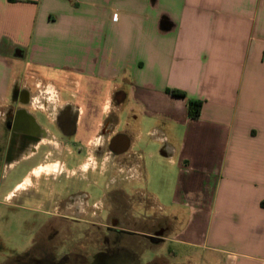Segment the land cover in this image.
<instances>
[{
	"label": "crops",
	"instance_id": "obj_1",
	"mask_svg": "<svg viewBox=\"0 0 264 264\" xmlns=\"http://www.w3.org/2000/svg\"><path fill=\"white\" fill-rule=\"evenodd\" d=\"M43 83L113 107L135 177L144 134L175 168L168 204L146 193L171 227L160 246L186 264H264V0H0V107Z\"/></svg>",
	"mask_w": 264,
	"mask_h": 264
},
{
	"label": "flooded vegetation",
	"instance_id": "obj_2",
	"mask_svg": "<svg viewBox=\"0 0 264 264\" xmlns=\"http://www.w3.org/2000/svg\"><path fill=\"white\" fill-rule=\"evenodd\" d=\"M27 94L26 89L12 92L17 99L10 104L17 105L7 112L12 118L7 123L8 146L4 149L0 144V185L17 170L25 171L16 182L13 199L20 205L25 200L32 202L34 232L26 249L12 251L8 263L118 264L113 252L124 238L140 235L148 243L160 245L171 227L162 217L152 220L153 228L149 227L142 166L135 177V157L121 146L114 132L113 107L85 101L79 91H64L54 98L45 84L34 85L28 101ZM104 108L109 110L102 116ZM101 119L103 128L98 125ZM28 172L30 176H26ZM25 177L29 178L28 188ZM130 202L140 211L130 212ZM1 204L9 206L5 201ZM134 213L144 223L138 231L119 223L133 218ZM103 235L108 237L102 243ZM59 236L67 238L62 240L60 255L55 254L59 247L54 244ZM88 236L92 241L86 242ZM90 251L93 254L88 256Z\"/></svg>",
	"mask_w": 264,
	"mask_h": 264
},
{
	"label": "rangeland",
	"instance_id": "obj_3",
	"mask_svg": "<svg viewBox=\"0 0 264 264\" xmlns=\"http://www.w3.org/2000/svg\"><path fill=\"white\" fill-rule=\"evenodd\" d=\"M21 82L17 83L20 85ZM45 83H43L44 85ZM46 86V85H45ZM53 88V89H52ZM25 89V88H21ZM32 89V87H31ZM20 90V89H19ZM14 91V90H13ZM52 94L56 96V89L51 87ZM27 101L30 99L31 91H27ZM8 100H12V94H9ZM21 101L22 97L20 98ZM16 103L10 104L7 103L6 107H0V144L3 145V148L6 149L8 146V122L12 118L8 115L9 108H15ZM109 108H104V111L107 112ZM134 111L136 114L139 111V108L135 103L130 104L127 108H124L120 114L121 121L123 123L122 128L125 129L127 121H131L132 116L131 111ZM41 121L44 122L42 118ZM147 124L146 121L141 119L140 130L146 132ZM136 151L141 150L145 154L144 158V169L146 171V179L143 182L144 189L148 194L157 195L160 198L162 203L168 204L170 200V192L172 186L174 185L176 170L174 167L166 164L164 160L159 155V147L148 140L147 136L144 134V137L140 139L135 147ZM148 152H157L156 157L150 158L147 154ZM3 173V172H1ZM5 173V172H4ZM25 171L17 170L15 173H12L10 177H7L6 181L0 185V244L4 246L3 250H0V264H10L8 263L7 258L10 256L12 251L16 253L23 252L26 247L29 245L30 240L33 235V226L31 222L33 221L34 215L29 210L32 207V202L25 200L20 205L19 200L15 201L13 198L6 196L7 192L12 189L14 184L19 181L24 175ZM5 175V174H4ZM29 178L26 179V181ZM28 185V181L25 186ZM25 188H28L25 187ZM4 196L6 197L3 200ZM1 201H5L9 206H3ZM150 203V202H149ZM147 203L148 207L150 204ZM130 212H138V206L135 202H130L129 204ZM148 207H146L148 209ZM134 213L133 218L120 220L119 223L124 228L129 230L138 231L144 227V223ZM157 217H160L159 214H150V228H153L152 220H156ZM152 231V229H150ZM108 236H102V243L104 238ZM70 238L76 240L77 236H70ZM67 239L65 236H59L54 240V244L58 245L59 249L55 254H62V240ZM86 242L92 241L93 237H86ZM175 251L177 257H173L168 253V248ZM104 246H102V250ZM184 248H181L178 244L166 243L164 245H153L143 240L142 237H128L124 238L117 248H114V254L117 257L118 264H186V261L179 256L180 252H184ZM93 254V251L87 252V255L90 256ZM70 264H73L72 262Z\"/></svg>",
	"mask_w": 264,
	"mask_h": 264
},
{
	"label": "trees",
	"instance_id": "obj_4",
	"mask_svg": "<svg viewBox=\"0 0 264 264\" xmlns=\"http://www.w3.org/2000/svg\"><path fill=\"white\" fill-rule=\"evenodd\" d=\"M169 94L176 97H185V94L176 90H169ZM202 104L200 102H190L188 106V114L192 119H198L200 116Z\"/></svg>",
	"mask_w": 264,
	"mask_h": 264
}]
</instances>
